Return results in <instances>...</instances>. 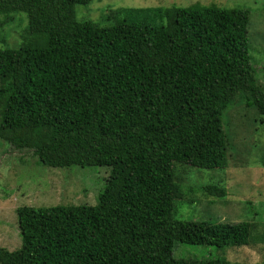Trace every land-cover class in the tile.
<instances>
[{
	"label": "trees",
	"instance_id": "obj_1",
	"mask_svg": "<svg viewBox=\"0 0 264 264\" xmlns=\"http://www.w3.org/2000/svg\"><path fill=\"white\" fill-rule=\"evenodd\" d=\"M92 1L0 0V29L12 14L27 20L19 47L0 48V140L48 168L109 169L95 206L17 208L20 248H0V264H231L175 259L173 244L264 245L250 222L173 218L177 166L227 167L229 104L249 94L264 122L248 12L111 8L104 27L76 18Z\"/></svg>",
	"mask_w": 264,
	"mask_h": 264
},
{
	"label": "rangeland",
	"instance_id": "obj_2",
	"mask_svg": "<svg viewBox=\"0 0 264 264\" xmlns=\"http://www.w3.org/2000/svg\"><path fill=\"white\" fill-rule=\"evenodd\" d=\"M196 3L248 12L250 63L255 68L257 83L264 90V0H95L87 6H76V18L107 27L112 23L102 18L111 8L188 7ZM12 18V22L0 29V48L17 49L27 37L26 16L15 13ZM249 97L247 93L238 95L222 116L223 131L229 142L225 169L176 167L175 182L184 197L183 201L175 203L173 218L176 221L250 222L256 226L255 232L263 230L264 122L254 107L247 106ZM108 176L106 167L53 169L42 166L32 152L17 151L0 140V248L8 251L20 248L17 208L95 206ZM208 185L224 188L226 196L205 195L202 190ZM172 257L198 261L224 258L231 264H264V245L216 248L176 242Z\"/></svg>",
	"mask_w": 264,
	"mask_h": 264
}]
</instances>
